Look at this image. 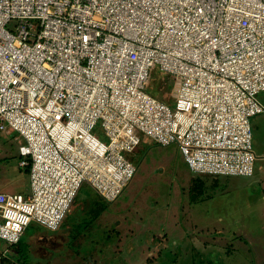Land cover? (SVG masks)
I'll return each instance as SVG.
<instances>
[{
    "label": "built area",
    "instance_id": "built-area-1",
    "mask_svg": "<svg viewBox=\"0 0 264 264\" xmlns=\"http://www.w3.org/2000/svg\"><path fill=\"white\" fill-rule=\"evenodd\" d=\"M263 91L264 0H0V130L30 179L0 190V239L58 229L85 180L113 201L146 139L194 172L254 175Z\"/></svg>",
    "mask_w": 264,
    "mask_h": 264
},
{
    "label": "rangeland",
    "instance_id": "rangeland-1",
    "mask_svg": "<svg viewBox=\"0 0 264 264\" xmlns=\"http://www.w3.org/2000/svg\"><path fill=\"white\" fill-rule=\"evenodd\" d=\"M152 80L172 96V77L154 68ZM260 97L264 101V91ZM258 114L251 118L254 175L219 181V188L227 183L231 188L226 211L191 218L197 172L177 143L146 139L127 154L136 172L117 198L107 202L85 180L60 227L33 220L2 264H264V112ZM94 133L107 141L100 123ZM20 161L19 138L0 130V190H30ZM6 248L0 239V251ZM21 254L36 258L26 263Z\"/></svg>",
    "mask_w": 264,
    "mask_h": 264
},
{
    "label": "crops",
    "instance_id": "crops-1",
    "mask_svg": "<svg viewBox=\"0 0 264 264\" xmlns=\"http://www.w3.org/2000/svg\"><path fill=\"white\" fill-rule=\"evenodd\" d=\"M256 117L257 115L253 116L254 119ZM197 175L198 178L194 186L195 189L194 191L191 189L193 193L189 205V215L191 218L198 219L197 215L199 214L201 215L199 219H207L206 216L209 217L212 212L219 213L220 210L226 211L227 209L224 210V207L228 205V191L231 190V188L228 183L222 186V188H219V181L229 179L228 177L232 175H213L206 173H197ZM217 192L220 194L217 195ZM192 206H194V208H192ZM194 219L192 220L196 221ZM34 258H36V256Z\"/></svg>",
    "mask_w": 264,
    "mask_h": 264
},
{
    "label": "trees",
    "instance_id": "trees-1",
    "mask_svg": "<svg viewBox=\"0 0 264 264\" xmlns=\"http://www.w3.org/2000/svg\"><path fill=\"white\" fill-rule=\"evenodd\" d=\"M155 88V87H154ZM153 88V89H154ZM155 94H157L158 93V91L157 90H154L153 91ZM23 167V166H22ZM24 168H26L25 169V171H27L28 172V174H29V167H24ZM99 193V192H98ZM100 194V193H99ZM101 195V194H100ZM102 196V195H101ZM103 197V196H102ZM104 198V197H103ZM105 199V198H104ZM107 202H108V200L107 199H105ZM106 201H104V202H106ZM22 238V237H21ZM20 242H21V239H20V241L18 242V243H16V244H13V245H8L9 246V248H6L5 250H2V251H0V263L2 264V262H4L5 263V261H6V257H7V253H9L10 251V247H17V245H19L20 244ZM21 258H25L26 260H24V262H26V263H28L30 260H31V258H34V256H32L30 259L25 255V254H21Z\"/></svg>",
    "mask_w": 264,
    "mask_h": 264
}]
</instances>
